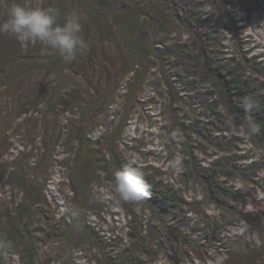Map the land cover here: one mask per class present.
Instances as JSON below:
<instances>
[{"label": "trees", "instance_id": "16d2710c", "mask_svg": "<svg viewBox=\"0 0 264 264\" xmlns=\"http://www.w3.org/2000/svg\"><path fill=\"white\" fill-rule=\"evenodd\" d=\"M54 2L55 8L59 11L58 23L62 24L66 15L75 12L76 6L81 13L91 18V23L86 21L87 25H82L80 33L81 36L86 35L83 39L87 42L88 49L82 55H87V60L92 63L94 61L92 58L96 51L93 44L99 48L102 43L103 47V43L113 37L118 46L116 49L121 64L114 67L113 74L111 73L113 67L110 69L101 65L97 68L96 64L90 65L92 71L99 74L95 83L86 66L80 74H76L74 61L70 64L64 63L56 52L40 43L33 45L35 52L33 55H25L24 51L25 53H20L6 62V59L1 57L3 41L6 42L12 37L0 35L2 40H0L2 63L0 92L2 95L5 92L11 93L10 96L6 95L4 101H0L1 106L7 111L8 102L9 104L19 102V106L23 107L20 115L24 119L21 121H27L34 116L39 117L40 107H45L46 110L37 122L38 136L35 139H27L26 142L23 139L18 140L22 151L10 161L12 166L7 178H11L15 172L18 174L23 172V167L18 164L23 157L31 164L34 162L37 166H48L51 171L55 166H60L67 173L69 193L77 209L71 225L76 226L75 229L86 244L92 243L93 246L96 244V247H99V249L93 247L96 249L95 264H139L141 258L145 256V245L150 241L159 244L158 248L162 247L161 238L171 226L167 227L164 223L174 222L172 217L175 218L183 211L191 212L190 204L183 199V189H175L161 181L156 172L142 168L146 181L151 185L152 195L140 202L136 208H142L141 212L145 213V216L140 217V213L133 211L132 207L129 222L125 227L127 231L120 237L118 235L105 239L101 233L95 232L84 218L85 204L90 193L83 181L87 178L86 168H95L97 172L96 168L119 162L117 153L111 147H108L106 153L107 160L104 159V155L101 156L102 159L94 155L97 141L109 134L122 132L123 128L116 122L123 121L125 124L129 122L130 118L126 116L128 104L131 100L134 102L139 100L138 93L146 84L149 71L155 69L159 77L157 81L163 88L161 97L165 96V102L163 101L160 107L167 114L166 120L169 124L184 140L196 137L209 143L222 154H228L235 149L234 138L224 135L227 134L229 125L237 129L245 127L252 142L264 147V97L245 75L244 70L240 69V63L218 58L214 51L218 46L215 43L216 38L209 30V20L197 13L196 0H54ZM154 3L167 6L172 23H167L164 14L159 15L161 13L159 10L154 12L155 7L153 9L150 7ZM146 7L150 8L152 14L148 17L143 11ZM250 13L264 19V1L252 0ZM145 23H148L149 29L159 33L157 36L164 38L150 39L149 29L145 28ZM175 27L185 33L184 42L180 38L170 36ZM91 33L99 40L97 43ZM28 47L29 45L25 47L26 51ZM101 50L100 48L99 51ZM102 54L106 55L104 51ZM76 58L77 61L80 60V55ZM243 60L250 62L245 57ZM106 62L115 63L110 59ZM252 68L249 67V71L252 72ZM26 73H33V79L36 80L31 86L28 85V80L24 83L22 77L19 83L18 74ZM81 77L84 78L83 81L91 93L85 91L81 95L77 91ZM22 82L25 88L21 89ZM248 94H254L259 99V104L252 109H246L240 103V98ZM182 96H187L188 101ZM32 99L34 103H31ZM113 106L114 112L109 114ZM183 113L191 114L193 118L187 119L185 115L182 118ZM248 117H251L256 125L257 131L254 134L249 133ZM51 118L54 123L50 129ZM202 118L204 119L201 120ZM213 124L217 127L208 131V127ZM226 124L229 125L225 127ZM8 126L10 127V122ZM97 128L100 129L98 132L100 137L92 140L89 134L91 130ZM6 134L3 133L5 142L9 139ZM59 149L66 150L62 155L66 157L62 160L58 154ZM5 155L6 152L0 155V161ZM181 160L179 180L185 187L187 184L200 185L204 190L203 196L207 204L227 211L231 209L229 203L239 201V196L225 181H233L235 173L243 174L248 170L232 166L226 158L216 160L203 168L200 162L196 163L192 150L184 152ZM260 169H255V173ZM114 172V169L106 170L110 179ZM25 174L27 177V173ZM23 187L21 185L22 189ZM43 200L42 192H39L36 194L34 204H40ZM16 210L20 211L19 215L23 217L27 209L21 206ZM249 215L244 214L243 218L246 220ZM205 230L207 237L202 244L213 245L218 241V236L224 228L213 223ZM13 238L5 239L4 246ZM202 244L195 247H203ZM2 250L5 248L0 249V252ZM2 256L4 255H0V261ZM252 264H264V258H259Z\"/></svg>", "mask_w": 264, "mask_h": 264}, {"label": "rangeland", "instance_id": "374dc122", "mask_svg": "<svg viewBox=\"0 0 264 264\" xmlns=\"http://www.w3.org/2000/svg\"><path fill=\"white\" fill-rule=\"evenodd\" d=\"M11 2L13 0H0V22L6 18L7 7ZM15 2L27 7L55 8L54 0H15ZM251 2L252 0H196L195 5L197 13L209 20V30L213 32L215 43L218 45L214 50L218 58L240 63V69L244 70L245 75L264 97V30L258 26V23L264 19L250 13ZM150 7L152 9L155 7V13L159 10L161 12L159 15L164 14L167 23H172L167 6L154 3ZM149 9L148 7L143 9L147 17L152 15ZM74 10L81 16L82 25H87L86 21L91 23V18L81 13L77 6ZM145 28L149 29L148 23H145ZM172 32L171 37L180 38L182 42L186 40L182 30L175 27ZM157 35L159 33L155 30H148L150 39L164 38ZM92 38L95 42L99 41L95 34ZM101 44L99 48L93 44L96 51L92 58L93 63L87 60V55H80V60L77 61V58L74 60L76 74H80L86 66L95 83L99 74L92 71L90 65L96 64L97 68L101 65L110 69L113 67L111 71L113 74L114 67H119L121 64L115 39L111 37L108 42L103 43V47ZM3 45L1 57L3 56L6 62L20 53L23 54L24 51L25 55L35 53L32 48L34 44L29 45L26 51L25 47H21L13 38L3 41ZM1 57L0 69H2ZM244 57L250 62H245ZM108 59L114 60L115 65L106 62ZM249 67H253L252 72L249 71ZM32 75L33 73L18 74L19 83L22 77L24 83L28 80V85H33L36 80ZM158 79L156 70L151 69L146 84L138 93L139 104L138 101L133 100L128 104L126 116L130 118L129 122L127 124L123 121L116 122L123 128L122 132L103 136L104 138L101 137L102 139L97 141L94 155L99 159L104 155V159L107 160L106 153L108 147H111L117 153L119 162L96 168L97 172L95 168L85 169L87 178L83 182L90 193L85 204V220L95 232L101 233L100 235L106 239L118 235L120 237L127 231L125 227L129 222L128 217L132 207H134L133 211L140 213V217L145 216V213L141 212L142 208H136L137 204L118 201V198L108 195L105 191L112 188V179L106 174V170L121 169L119 167H124L129 162L127 157L134 156L137 166L141 169L152 170L164 183L178 190L183 189V199L191 207V212L183 211L175 218L172 217L174 222L164 223L167 227L171 226L161 238L162 247L158 248L159 244L150 241L145 245V256L141 258L139 264H157L160 257L166 259L167 264H252L253 261L264 258V147L252 142L245 127L237 129L229 124L225 126L229 125V130L224 135L234 138L235 149L228 154L217 152L209 143L196 137H188L184 140L166 120L167 114L160 107L161 103L165 102V96L161 97L163 88L158 83ZM83 80L84 78L81 77L78 82L79 87L76 88L81 95L82 92H90ZM22 88H25L23 82ZM11 91L14 93L12 88ZM10 94L5 92L2 95L0 92V101H4L6 95L10 96ZM118 95L121 96V93ZM182 97L188 101L187 96ZM33 100H30L31 103H34ZM22 108L19 102L18 104L8 102L6 111L0 104V155L6 152L5 157L0 161V249L5 248L0 252V255H4L0 264H95L96 249L94 248L98 246L96 247V244L93 246L92 243L86 244L80 238L76 226L71 225L77 209L69 193L67 173L60 166H55L51 171L48 166H37L34 162L31 164L23 157L18 162L20 167H23V172L19 174L15 172L11 178H7L12 166L10 161L22 151L18 140L23 139L26 142L27 139H35L39 134L37 127L39 117L46 112L45 107H40L42 111L38 109L39 117L34 116L27 121H21ZM220 110L219 108L218 111ZM113 112L114 106L109 114ZM183 115L187 119L193 118L191 114L183 113L182 118ZM49 123L51 129L54 123L52 118ZM215 127L217 126L214 124L210 125L207 130L211 131ZM4 132L7 133L6 137H9L7 142L3 139ZM98 132H100L99 128L91 130L89 136L92 140L100 137ZM8 147L9 151H7ZM189 150H192L196 163L200 162L203 168L216 160L226 158L232 166L248 170L243 174L235 173L236 177L233 181H225L239 196V201L229 203L231 209L226 211L207 204L203 196L204 190L200 185L187 184L185 187L179 180L180 171L171 167L169 162L177 156L181 158L184 152ZM65 152L66 150L59 149L60 160L66 157L62 156ZM257 168L261 169L255 173ZM24 172L27 173V177ZM39 192H42L44 200L40 204H34L36 194ZM21 206L27 209L23 217H20V211L16 210ZM247 213L250 215L245 220L243 215ZM213 223L222 225L224 230L215 244H202L207 237L205 229ZM12 237L14 238L11 242L4 246L5 239ZM201 244L204 246L195 247Z\"/></svg>", "mask_w": 264, "mask_h": 264}, {"label": "clouds", "instance_id": "9594fccd", "mask_svg": "<svg viewBox=\"0 0 264 264\" xmlns=\"http://www.w3.org/2000/svg\"><path fill=\"white\" fill-rule=\"evenodd\" d=\"M58 16L59 11L54 7H27L13 0L7 7L6 18L0 22V35L12 37L21 47L40 43L56 52L64 63L70 64L88 49L87 42L80 35L83 27L81 16L72 12L66 15L62 24L57 22ZM258 26L264 30V21L261 20ZM240 103L246 109H252L259 104V99L248 94L240 98ZM247 124L249 133L254 134L257 128L251 117L247 118ZM127 159L129 162L114 172L111 190L105 191L118 201L138 205L151 197V185L137 166L136 158L128 156ZM169 165L176 171L182 170L179 156ZM157 264H167V261L160 257Z\"/></svg>", "mask_w": 264, "mask_h": 264}]
</instances>
